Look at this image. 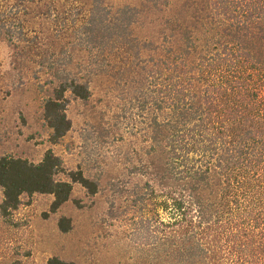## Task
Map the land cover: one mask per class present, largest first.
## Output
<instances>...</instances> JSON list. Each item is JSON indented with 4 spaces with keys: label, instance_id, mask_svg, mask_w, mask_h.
Segmentation results:
<instances>
[{
    "label": "trees",
    "instance_id": "trees-1",
    "mask_svg": "<svg viewBox=\"0 0 264 264\" xmlns=\"http://www.w3.org/2000/svg\"><path fill=\"white\" fill-rule=\"evenodd\" d=\"M151 5L158 8V0ZM189 9L193 15L165 21L168 34L156 49L163 59L154 70L144 68L145 79L153 77L160 89L147 86L136 101L150 130L151 161L140 171L149 172L155 211L143 264H264V0H194ZM141 14L124 8L104 28L96 20L91 43L124 37ZM54 75L44 119L55 145L72 128L67 94L86 102L91 89L67 70ZM74 184L91 195L99 190L82 170L66 173L52 151L39 164L2 157L0 219L17 227L23 197L37 194L54 197L55 214ZM71 227V220L59 221L62 233ZM21 251L10 248L13 255ZM47 264L76 263L54 257Z\"/></svg>",
    "mask_w": 264,
    "mask_h": 264
},
{
    "label": "rangeland",
    "instance_id": "rangeland-1",
    "mask_svg": "<svg viewBox=\"0 0 264 264\" xmlns=\"http://www.w3.org/2000/svg\"><path fill=\"white\" fill-rule=\"evenodd\" d=\"M193 1L158 0L151 9L152 0H0V159L39 164L52 151L66 173L82 170L99 186L91 195L74 184L55 214L52 195L23 197L17 227L0 219V264H47L54 257L76 264L149 261L155 211L146 186L152 180L140 168L150 165V130L136 101L147 86L160 89L156 79H145L144 68L154 70L164 54L156 49L168 34L165 21L193 15ZM127 7L142 12L129 33L91 43V30ZM56 70L88 83L91 97L82 102L67 94L72 128L54 145L44 105ZM62 218L71 220L69 233L59 229ZM12 247L21 253L10 254Z\"/></svg>",
    "mask_w": 264,
    "mask_h": 264
}]
</instances>
